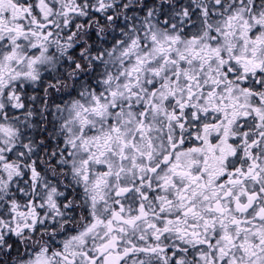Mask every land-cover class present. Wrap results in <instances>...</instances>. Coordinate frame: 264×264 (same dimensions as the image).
<instances>
[{
    "label": "snow or ice",
    "instance_id": "obj_1",
    "mask_svg": "<svg viewBox=\"0 0 264 264\" xmlns=\"http://www.w3.org/2000/svg\"><path fill=\"white\" fill-rule=\"evenodd\" d=\"M0 264H264V0H0Z\"/></svg>",
    "mask_w": 264,
    "mask_h": 264
}]
</instances>
